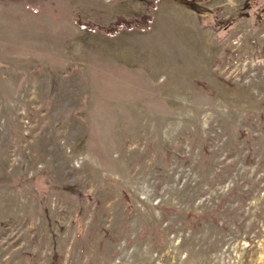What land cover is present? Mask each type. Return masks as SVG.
Here are the masks:
<instances>
[{
    "label": "rangeland",
    "instance_id": "obj_1",
    "mask_svg": "<svg viewBox=\"0 0 264 264\" xmlns=\"http://www.w3.org/2000/svg\"><path fill=\"white\" fill-rule=\"evenodd\" d=\"M0 264H264V0H0Z\"/></svg>",
    "mask_w": 264,
    "mask_h": 264
}]
</instances>
